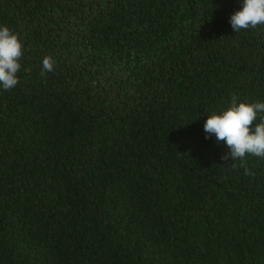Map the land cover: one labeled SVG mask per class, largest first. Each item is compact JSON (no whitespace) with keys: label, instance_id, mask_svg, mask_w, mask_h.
Returning a JSON list of instances; mask_svg holds the SVG:
<instances>
[{"label":"trees","instance_id":"obj_1","mask_svg":"<svg viewBox=\"0 0 264 264\" xmlns=\"http://www.w3.org/2000/svg\"><path fill=\"white\" fill-rule=\"evenodd\" d=\"M241 3L0 0L23 43L0 90V264H264V158L228 166L203 130L264 102Z\"/></svg>","mask_w":264,"mask_h":264},{"label":"clouds","instance_id":"obj_2","mask_svg":"<svg viewBox=\"0 0 264 264\" xmlns=\"http://www.w3.org/2000/svg\"><path fill=\"white\" fill-rule=\"evenodd\" d=\"M229 24L235 33L264 26V0H242L240 10L230 16ZM22 55L19 36L8 26L0 25V90H11L20 82ZM54 70L53 58L45 57L41 74ZM203 130L205 139H214L217 146L227 148L221 159L231 161L228 166H234L236 161L243 165L249 155L264 158V102H238L234 97L228 108L207 116ZM244 173L253 175L247 167Z\"/></svg>","mask_w":264,"mask_h":264}]
</instances>
